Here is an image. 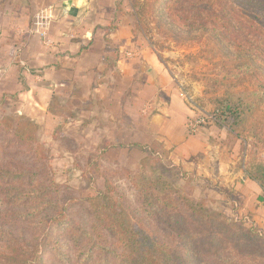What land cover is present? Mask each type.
Listing matches in <instances>:
<instances>
[{
	"label": "rangeland",
	"instance_id": "rangeland-1",
	"mask_svg": "<svg viewBox=\"0 0 264 264\" xmlns=\"http://www.w3.org/2000/svg\"><path fill=\"white\" fill-rule=\"evenodd\" d=\"M114 1L116 18L98 32L103 36L113 34L120 18H124L132 42L139 50H147L154 60L144 69L143 85L114 82L110 89L96 92L93 84H76L62 93L54 91L51 98L48 94V102L41 94L39 104L26 106L17 90L24 78L23 68L16 67L21 65L8 58L0 67V164L36 174L40 185L51 192L57 203L47 216L42 214L31 224L11 220L10 212L18 208H1L0 231L38 248L43 258L40 264H118L111 252H119L121 246L106 230L99 241L104 250L89 256L74 246L73 229H67L69 223L61 219L66 215L77 228L93 234L95 221L88 199L103 192L124 211L125 226L135 224L161 239L184 264H221L218 253L225 242L221 245L212 240L213 230L189 213L184 199L202 202L223 214L228 225L244 221L246 227L264 232V191L249 177L250 168L264 162V91L254 90L249 82V94L244 87L231 90L229 85H211L207 78L213 75L212 66L206 61L196 65L186 59V55L197 53L196 47L179 45L158 34L152 30L150 18L145 26L139 25L132 0ZM5 6L0 0V23L8 24L0 26V30L14 37L20 31L8 20ZM8 43L14 45L12 41H0V49ZM19 45L14 46L15 58L21 55L16 50ZM17 78H21L19 84ZM240 92L244 93L238 99L244 105L238 112L239 121L234 122V116L220 122L215 109L225 103L233 105L237 100L234 94ZM168 105L183 113V121L176 120L167 128V136L161 134V139L155 141L158 125L153 116L161 111L167 118L171 110ZM18 117L36 124V144L14 138ZM199 118L205 122L192 129L191 124ZM180 127L186 139L193 140L182 152L192 153L185 154L184 165L168 141L174 139ZM154 143L165 151L167 164L182 168L183 176L176 181L180 194L170 189L169 182L175 177L159 186L158 199L151 210L144 205L130 177L139 172L148 155L145 149ZM19 188L17 184L0 190L13 192ZM51 217L57 219L49 221ZM240 242L241 254L254 253L249 256L250 264H264L263 244L248 243L242 238ZM232 243L235 246L234 240ZM10 247L7 254L11 253ZM239 253L237 264L242 263Z\"/></svg>",
	"mask_w": 264,
	"mask_h": 264
},
{
	"label": "trees",
	"instance_id": "trees-1",
	"mask_svg": "<svg viewBox=\"0 0 264 264\" xmlns=\"http://www.w3.org/2000/svg\"><path fill=\"white\" fill-rule=\"evenodd\" d=\"M132 2L134 8L138 10L136 20L139 25L145 26L144 22L150 18L152 30L158 34L179 45L197 48V53L186 55V59L196 65L206 61L212 66L210 71L213 75L207 78L211 85H229L231 90L244 87L249 94L251 92L249 84L247 85L249 82L254 90L259 88L264 91V0H132ZM244 92L234 94L237 100L233 105L225 103L215 109L214 114L220 122H226L228 118L234 116V122L239 121L238 112L244 103L238 97L240 98ZM18 121L14 138L22 143L36 144V124L24 117H18ZM145 150L148 155L142 160L139 172L132 174L130 181L138 190L144 205L150 206L148 209H151L155 207L154 200L158 199L159 186L169 178L175 177L169 182L170 189L176 194L181 193L176 181L183 174L181 167L166 163V153L156 143ZM249 177L264 191V162L252 166ZM17 184L21 188L13 192L0 190V209L9 205L18 208L10 212L11 220L31 224L42 214L47 216L56 208L57 203L51 192L40 185L36 174H28L0 164V187H13ZM165 198L172 200L170 196ZM184 200L189 213L213 230L212 240L220 242L221 245L225 242V247L222 246L218 253L221 264H237L239 252L242 256L240 264H250L249 256H253L254 253L246 251L241 254L243 247L240 238L248 243L264 245V232L256 230L253 226L246 227L244 221H235L236 225H228L224 223L223 214L207 208L202 202L190 198ZM88 203L95 221L93 234L77 228L66 215L61 217L69 223L67 229H73L72 241L76 248L84 249L89 256L104 250L99 241L103 238L101 232L106 230L121 246L119 252H111L118 264H184L178 258L179 254L174 253L161 239L135 224L125 226L124 211L118 209L115 201L103 192L90 197ZM56 219L57 217H51L49 221ZM12 240L13 243L10 245ZM232 240L235 241V246ZM182 242L183 248L185 241ZM9 246L11 253L7 254ZM230 246H234V249ZM186 255L190 257L189 250L186 251ZM41 259L43 258L38 248H32L25 240L0 231V264H40Z\"/></svg>",
	"mask_w": 264,
	"mask_h": 264
},
{
	"label": "crops",
	"instance_id": "crops-1",
	"mask_svg": "<svg viewBox=\"0 0 264 264\" xmlns=\"http://www.w3.org/2000/svg\"><path fill=\"white\" fill-rule=\"evenodd\" d=\"M1 1L6 4L4 11L10 15L8 20H12L10 23L20 33L12 37L9 31L0 30V41L14 42V45L8 43L4 49H0L3 55L2 58L0 56V67L6 59L11 58L21 65H16L17 68H23L21 73L24 78H20L21 82L17 78V83L20 82L17 90L24 100L22 104H39L37 99L41 94L46 96L44 98L48 102L54 91L60 90L62 93L64 88H75L76 84H93L96 92L110 89L114 82L132 81L134 86L143 85L144 69L154 60L147 50H139L132 42L124 26V18H120L119 28L113 34L103 36L102 32H98L116 18L118 12L114 0ZM43 13L52 15L44 30L45 37L35 27L37 16ZM4 24L2 21L0 26ZM79 29L85 33L80 31L82 34L79 35ZM16 44H20L16 50L21 53L17 58L14 51ZM169 90L170 87V95ZM168 108L171 109V105ZM173 108L167 118L162 117L161 111L153 116V122L158 125L155 141L161 139V134L167 136V128L169 130L176 120L183 121V113ZM168 141L174 148L173 154L184 165L185 154L190 156L192 153L182 152L193 140L186 139L185 131L180 127L174 139Z\"/></svg>",
	"mask_w": 264,
	"mask_h": 264
},
{
	"label": "built area",
	"instance_id": "built-area-1",
	"mask_svg": "<svg viewBox=\"0 0 264 264\" xmlns=\"http://www.w3.org/2000/svg\"><path fill=\"white\" fill-rule=\"evenodd\" d=\"M50 17H52V15H48V14H41V15H39V16H37V19H36V21H35V27H36V31H38V30H41L40 31V34L42 35V36H46V32L44 31L45 30V28H46V26H47V21L49 20V18ZM205 122V120L204 119H202V118H199L196 122H195V124L194 123H192L191 124V128L192 129H195L198 125H201L202 123H204Z\"/></svg>",
	"mask_w": 264,
	"mask_h": 264
}]
</instances>
